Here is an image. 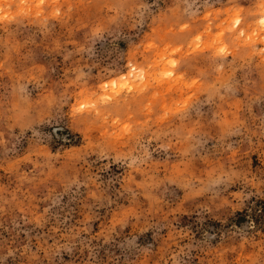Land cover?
<instances>
[{"label":"clouds","instance_id":"obj_1","mask_svg":"<svg viewBox=\"0 0 264 264\" xmlns=\"http://www.w3.org/2000/svg\"><path fill=\"white\" fill-rule=\"evenodd\" d=\"M0 264H264V0H0Z\"/></svg>","mask_w":264,"mask_h":264}]
</instances>
